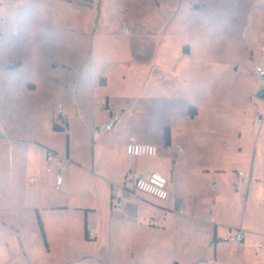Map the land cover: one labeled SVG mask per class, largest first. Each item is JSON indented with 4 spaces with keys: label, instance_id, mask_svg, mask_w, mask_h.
Here are the masks:
<instances>
[{
    "label": "rangeland",
    "instance_id": "374dc122",
    "mask_svg": "<svg viewBox=\"0 0 264 264\" xmlns=\"http://www.w3.org/2000/svg\"><path fill=\"white\" fill-rule=\"evenodd\" d=\"M262 59L264 0H0V129L8 140L0 153V264L212 257L202 236L181 229L185 216L163 220V208L126 180L129 165L151 171L158 156L129 157L123 138L96 133L109 118V96L121 110L118 126L158 146L178 197L215 190L218 168L226 186L235 167L254 164L259 176L264 76L255 68ZM35 140L57 151V161L47 162ZM108 192L122 205L106 215ZM34 200L42 203L45 237ZM61 203L97 205L89 218H105L107 231L86 238L84 211L51 207ZM234 249L224 246L226 263Z\"/></svg>",
    "mask_w": 264,
    "mask_h": 264
},
{
    "label": "crops",
    "instance_id": "0c3cea01",
    "mask_svg": "<svg viewBox=\"0 0 264 264\" xmlns=\"http://www.w3.org/2000/svg\"><path fill=\"white\" fill-rule=\"evenodd\" d=\"M98 4L99 2L96 1L97 6ZM18 67L10 66L9 69L18 68ZM107 83H108V77H106V83H100V84L106 85ZM35 86L36 85L34 83V87ZM262 89H264V84L259 86L257 92L262 91ZM262 99L264 100V98ZM105 102H106V109L108 112L107 116H109V118L111 112L108 109V106L111 107L113 111L121 114V110L117 109V106L113 101L112 102L110 101L109 96H106ZM196 114H198V112L195 113L194 115ZM191 115L193 114L191 113ZM119 120L120 117L116 122L115 127L112 130H110V132L101 131V133H96V135L105 134L108 132L110 133L111 137L114 139L120 140L121 138H123V142L121 143L122 151H124L125 155L129 157H135L127 154L126 145L130 142H142L147 140H139L134 135L127 133V131L122 126H118ZM96 126L99 127V125ZM258 138L259 141L261 142V145L264 147V118H263V127L259 130ZM7 141H8L7 137H5V134L0 129V153L4 149H7L6 148ZM35 143L45 148L44 158L47 162L51 163L54 162V160L57 161L56 159H54L51 162L47 160L46 158L47 148L50 147H47L46 144L38 140H35ZM170 144H172V136H171ZM177 148L180 149L181 147L178 146ZM12 149H14V147ZM159 154L160 153L155 155L158 156V162L155 163L153 170L151 171L143 170L142 172H137L136 170L134 171L132 169V165H129L126 170L125 177L126 174L131 171L146 176L154 171L160 172L163 175H165L164 171H166L168 175H171L170 170L172 169L170 168V166L165 167L160 162L162 156H160ZM140 156L153 157L147 155H139L137 157ZM67 157L70 158V150H68ZM255 157H258L257 153L255 154ZM253 165L254 164H252L251 167L246 171H244V165L241 166L240 169H237L236 167L234 169H231L229 172V176L231 177L230 178L231 183L229 186H226L223 183V179H224L223 175L227 174L226 170L221 168L216 169V171H218L220 174H219V178L216 181H214L215 187L213 188H215V190H212L207 193L185 192L182 193V197H178L181 191L177 186L173 187V185L170 182V179L166 175L165 176L168 179V189H169V196L166 199L160 200L145 193L150 197L149 199L153 201L152 202L153 204L156 203L158 207L163 208V210H161L164 215L163 220H165L168 215L174 213H178L180 215L185 216V218H187L188 220V223L180 225L181 229L186 230L187 232H191L192 238H196V237L200 238V236H202L205 242L208 245H211L212 248L214 249L212 257H210L209 259L197 258V257L180 258L179 256H176L170 258V264H188L196 260H204L205 262H207V264H229L226 263V259L224 258L225 245H232L235 248L231 254L232 257L230 258L232 264H264V169L263 170L261 169L260 171V169L258 170V168H256L255 171L257 170L256 172L257 174H259V176H252L254 172ZM49 168L50 167H48V171L51 170V168L50 169ZM32 170H34V168L31 166L30 171ZM58 170H59L58 168L56 170V166H55V178L57 176ZM240 171L245 172V177H240L239 175ZM32 178H34L33 181ZM35 180H36L35 176H31L29 178L30 182H34ZM218 183L221 184L220 187L216 186ZM132 189L134 192L140 191L134 189L133 187ZM173 190L175 192L174 196L171 195V192L173 193ZM118 199L121 200V197L116 196L115 193L111 192V195L109 194V192L107 193L106 209L108 210L105 211L106 215L110 213V211L111 213H113L114 207L117 206L120 207L122 205V200L120 201L121 203L118 204ZM146 201L149 200L146 199ZM32 202L33 203L31 206L34 209L37 223H38L37 211L39 212L40 217L43 221L40 212V206L42 203H39V201L37 200H34ZM173 202L175 204L174 206H173ZM44 207L48 208V206L46 205ZM51 207L67 209V210H69L70 208H74L75 210L78 211V213H82L84 211L83 214L86 218L85 230L86 228L89 229V224H90V227L94 228L95 232L96 230L98 232H102L101 233L102 235L103 232L105 234V232L107 231L106 230L107 223L105 218L100 221L91 220L89 218L91 213L97 211L98 209L97 205L95 204L81 203L77 205L75 204L72 205V203H61L58 205H51ZM157 211H159V209H157ZM163 220H160L161 224L163 223ZM159 225L160 224L157 223L154 226H159ZM239 230L244 233V239L242 242H238L235 239H233L234 234ZM97 237H98V233L96 232L95 239ZM250 247H254L255 252H252ZM257 247H259V249H257ZM127 264H136V259L128 262Z\"/></svg>",
    "mask_w": 264,
    "mask_h": 264
},
{
    "label": "built area",
    "instance_id": "2783aa9c",
    "mask_svg": "<svg viewBox=\"0 0 264 264\" xmlns=\"http://www.w3.org/2000/svg\"><path fill=\"white\" fill-rule=\"evenodd\" d=\"M256 72L258 76H264V59L260 60L259 63L256 65ZM108 109L111 112L109 120L101 124L100 128L102 131H110L115 127L116 122L119 119V113L115 112L108 106ZM59 111L66 119V113L64 112L63 108L60 107ZM126 152L130 156H139V155H147V156H155L159 153L158 146L152 143L147 142H130L126 145ZM56 154L50 148L47 149L46 158L48 161H53L56 159ZM60 160L58 161V172L56 176V181L58 185H61L63 182V175L60 171ZM50 169V168H49ZM240 177H245V172H239ZM34 178H32V181ZM126 180H129L130 184L133 186L134 189L140 190L144 193H147L157 199L163 200L169 196V189H168V179L165 175L160 172H151L149 175H142L137 172H128L126 174ZM121 200L118 199V204H120ZM157 222L155 219H150V224L155 225ZM88 235L90 238H95L96 232L94 228L88 229ZM233 239L238 242H242L244 239V233L242 231H237ZM259 249V247H257ZM188 264H207L204 260H196L190 262Z\"/></svg>",
    "mask_w": 264,
    "mask_h": 264
},
{
    "label": "trees",
    "instance_id": "16d2710c",
    "mask_svg": "<svg viewBox=\"0 0 264 264\" xmlns=\"http://www.w3.org/2000/svg\"><path fill=\"white\" fill-rule=\"evenodd\" d=\"M59 127H61V126H59L57 123L54 124V128L55 129H58ZM165 141H166V144H170L171 134H170L169 129H166V131H165ZM37 220H38V223H39V227L41 229V232H42V234L45 237L44 224H43V221H42V219H41L40 214H39L38 211H37ZM85 235H86V238H90L89 235H88V229L87 228L85 230Z\"/></svg>",
    "mask_w": 264,
    "mask_h": 264
},
{
    "label": "water",
    "instance_id": "95a60500",
    "mask_svg": "<svg viewBox=\"0 0 264 264\" xmlns=\"http://www.w3.org/2000/svg\"><path fill=\"white\" fill-rule=\"evenodd\" d=\"M196 7H199V4H196ZM259 95L261 98H264V90L260 91Z\"/></svg>",
    "mask_w": 264,
    "mask_h": 264
}]
</instances>
